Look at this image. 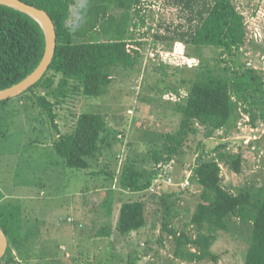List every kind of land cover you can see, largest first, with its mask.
<instances>
[{"label":"rangeland","instance_id":"374dc122","mask_svg":"<svg viewBox=\"0 0 264 264\" xmlns=\"http://www.w3.org/2000/svg\"><path fill=\"white\" fill-rule=\"evenodd\" d=\"M90 2L74 0L70 28L76 30L84 24ZM232 2L244 15L247 28L246 44L236 61L247 63L264 79V0ZM135 10L140 15L133 11V22L139 27L132 30L145 44L139 64L134 69H116L115 80L101 98L89 100L77 95L56 107L59 131L40 114L31 94L0 107L5 125L15 118L10 131L4 124L0 128V207H13L23 225L20 244H12V264H214L175 258L173 238L163 229L161 197L174 195L170 198L174 204L171 227L194 234L187 225L200 192L191 180L198 164L214 161L220 153L241 155V174L221 162L222 186L234 194L243 188L264 186V121L258 118L254 125L243 102L237 108V126L229 135L221 131L208 139L200 127L186 137L182 154L169 163L155 164L154 153L161 150L163 137L177 133L181 125L171 103L179 100L173 90L186 95V88L198 79L201 70L225 73L231 64L222 50L199 51L180 39L174 43L158 39L189 30L186 15L171 6L170 0H140ZM120 12L112 9L110 14L118 17ZM183 80L187 83L182 84ZM84 112L106 114L109 129L90 171L71 170L55 153L54 144L61 135L72 132ZM3 131L7 135L3 136ZM132 163L138 170L157 174L162 170L175 182L181 179V184L187 180L190 184L183 188L176 183L163 187L158 197L145 196L148 225L122 237L115 227L122 200H129L131 194L119 188V177ZM111 171H116L112 184L104 173ZM110 199L114 201L111 215L105 206ZM107 225L113 228V236L99 237L100 229ZM228 226L229 231L215 234L212 252L220 256L218 264H245L251 228L237 218L228 221Z\"/></svg>","mask_w":264,"mask_h":264},{"label":"trees","instance_id":"16d2710c","mask_svg":"<svg viewBox=\"0 0 264 264\" xmlns=\"http://www.w3.org/2000/svg\"><path fill=\"white\" fill-rule=\"evenodd\" d=\"M21 1L51 16L57 33V47L44 77L17 98L31 94L40 114L55 131H59L55 121L56 107L68 104L77 95L89 100L101 98L115 80L116 69H134L139 64L145 44L132 30L139 27L133 22L132 14L134 11L140 15V11L135 10L140 0H91L87 18L76 30L69 27L74 0ZM170 5L180 8L186 15L189 30L175 37L157 36L158 39L171 43L180 39L199 51L204 48L222 50L228 54L231 65L224 70L225 73L201 70L198 79L186 88V95L180 94L179 89L173 90L179 100L171 103L180 115L181 125L177 133L163 137L161 150L154 153L155 164L169 163L182 154L186 137L189 133H197L200 127L204 128L208 139L221 131L229 135L237 126V108L241 102L248 106L245 111L254 125L258 118L264 121V79L247 63L236 61L246 44L247 28L244 15L232 0H170ZM112 9L120 10V15L110 14ZM45 52L46 36L41 25L25 13L0 5V91L28 78L40 65ZM186 83V80L182 81V84ZM39 90L43 93H38ZM12 100L0 102V107ZM257 110H260V115ZM3 120L0 115V128ZM12 120L4 124L9 127L8 131L15 123V118ZM108 129L106 114L84 112L76 120L72 132L61 135L55 142L54 151L66 168L90 171L91 161L97 159L99 144L106 140ZM3 132V136L7 135ZM221 162L231 171L242 173V156L223 153L218 155V159L202 162L194 168L191 180L200 192L187 225L192 227L194 234L171 227L174 204L170 203V198L174 195L163 194L161 197L165 210L163 229L173 238L175 258L189 263L207 261L218 264L220 256L212 252L215 234L229 231L228 221L237 218L251 228L245 264H264V186L243 188L237 194L226 190L222 186ZM104 173L112 184L116 171ZM157 175L159 173L148 169L138 170L133 163L123 169L119 188L131 196L129 200L120 198L122 203L115 227L118 235L127 237L148 225L144 197L149 194L158 197L150 192ZM175 183L181 184L182 180ZM105 206L111 215L114 201L107 200ZM0 225L9 240V248L0 264H12V244L18 247L22 238L23 225L18 212L10 206L0 207ZM112 229L111 226H103L99 237H112Z\"/></svg>","mask_w":264,"mask_h":264},{"label":"water","instance_id":"95a60500","mask_svg":"<svg viewBox=\"0 0 264 264\" xmlns=\"http://www.w3.org/2000/svg\"><path fill=\"white\" fill-rule=\"evenodd\" d=\"M0 5L25 13L36 20L46 36V52L38 68L19 84L0 91V102L15 99L35 86L47 73L56 52L57 33L51 16L44 10L28 5L21 0H0ZM9 248V240L0 225V263Z\"/></svg>","mask_w":264,"mask_h":264},{"label":"built area","instance_id":"2783aa9c","mask_svg":"<svg viewBox=\"0 0 264 264\" xmlns=\"http://www.w3.org/2000/svg\"><path fill=\"white\" fill-rule=\"evenodd\" d=\"M161 172L150 189V192L152 194L161 193L163 190V187H173L174 185H176L175 180L170 175H168L166 172L165 173L163 172L161 173ZM189 184L190 183L187 180L185 184H181V187L186 188L187 187L186 185H189Z\"/></svg>","mask_w":264,"mask_h":264}]
</instances>
